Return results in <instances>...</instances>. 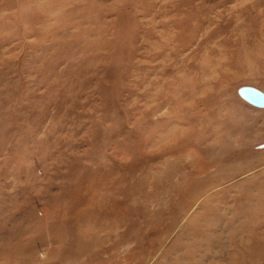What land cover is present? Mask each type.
I'll use <instances>...</instances> for the list:
<instances>
[{"label":"rangeland","instance_id":"rangeland-1","mask_svg":"<svg viewBox=\"0 0 264 264\" xmlns=\"http://www.w3.org/2000/svg\"><path fill=\"white\" fill-rule=\"evenodd\" d=\"M264 0H0V264H264Z\"/></svg>","mask_w":264,"mask_h":264},{"label":"water","instance_id":"water-1","mask_svg":"<svg viewBox=\"0 0 264 264\" xmlns=\"http://www.w3.org/2000/svg\"><path fill=\"white\" fill-rule=\"evenodd\" d=\"M239 95L249 104L258 107L264 108V92L252 87V86H243L239 89Z\"/></svg>","mask_w":264,"mask_h":264}]
</instances>
